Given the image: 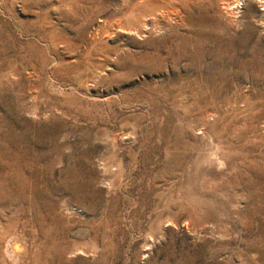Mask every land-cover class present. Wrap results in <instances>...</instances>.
<instances>
[{"label":"rangeland","instance_id":"1","mask_svg":"<svg viewBox=\"0 0 264 264\" xmlns=\"http://www.w3.org/2000/svg\"><path fill=\"white\" fill-rule=\"evenodd\" d=\"M155 1L0 0V264H264V0Z\"/></svg>","mask_w":264,"mask_h":264},{"label":"bare ground","instance_id":"2","mask_svg":"<svg viewBox=\"0 0 264 264\" xmlns=\"http://www.w3.org/2000/svg\"><path fill=\"white\" fill-rule=\"evenodd\" d=\"M143 1V0H142ZM147 1V0H146ZM150 3H158L157 1H155V0H148ZM159 1V0H158ZM182 1V0H181ZM181 1H179V2H181ZM189 1V0H188ZM262 1V0H261ZM162 2L163 1H161V4H162ZM165 2V1H164ZM173 2V1H172ZM174 2H177V0H175ZM185 2V1H184ZM190 2V1H189ZM192 3V2H191ZM167 4V3H166ZM182 4V3H181ZM186 4V3H185ZM149 5L150 4H148L147 6L149 7ZM156 5V4H155ZM163 5V4H162ZM169 5H170V2H169ZM189 5V4H188ZM152 6V5H151ZM150 6V7H151ZM154 6V5H153ZM152 6V7H153ZM173 6H175L174 5V3H173ZM181 6V5H180ZM230 6V5H229ZM158 7V6H157ZM156 7V8H157ZM159 7H161L160 5H159ZM167 7H168V5H167ZM184 7V6H183ZM232 7V6H231ZM234 7V6H233ZM164 8H165V6H164ZM230 7H228V9H229ZM146 9V8H145ZM159 9H161V8H159ZM169 9V8H168ZM226 9H227V7H226ZM228 9H227V11H228ZM149 11H150V9H148ZM151 10H153L154 11V8L152 9L151 8ZM164 10V9H163ZM172 10H173V12L174 13H176L175 11H174V9H173V7H172ZM171 10V11H172ZM264 10V9H263ZM137 11V10H136ZM141 11V10H140ZM147 11V10H146ZM155 11H157L156 9H155ZM159 11V10H158ZM177 11V10H176ZM185 11V10H184ZM231 11V10H230ZM165 12V11H164ZM168 12H169V10H168ZM151 13H152V11H151ZM154 13V12H153ZM157 13V12H156ZM161 13V12H160ZM227 13V12H226ZM148 14V13H147ZM163 14V13H162ZM166 14V13H165ZM171 14V13H170ZM149 15H150V13H149ZM167 15V14H166ZM148 16V15H147ZM143 17V16H142ZM141 18V17H140ZM145 18V17H144ZM139 20V19H138ZM134 21V20H133ZM119 29V28H118ZM99 48V47H98ZM105 60V59H104ZM21 250V248L18 246V245H16V244H12L11 245V247H9V249L7 250V253L9 254V256H13V255H15L16 253H15V251H20ZM5 255H6V253H5ZM7 256V255H6ZM8 257V256H7ZM11 259V258H10Z\"/></svg>","mask_w":264,"mask_h":264}]
</instances>
